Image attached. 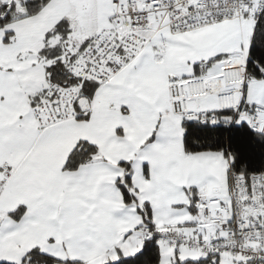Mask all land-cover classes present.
I'll use <instances>...</instances> for the list:
<instances>
[{
    "label": "snow or ice",
    "instance_id": "obj_1",
    "mask_svg": "<svg viewBox=\"0 0 264 264\" xmlns=\"http://www.w3.org/2000/svg\"><path fill=\"white\" fill-rule=\"evenodd\" d=\"M0 264H264V0H0Z\"/></svg>",
    "mask_w": 264,
    "mask_h": 264
}]
</instances>
